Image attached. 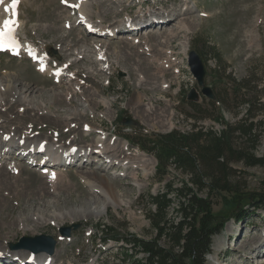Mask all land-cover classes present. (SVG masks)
<instances>
[{
	"label": "rangeland",
	"instance_id": "obj_1",
	"mask_svg": "<svg viewBox=\"0 0 264 264\" xmlns=\"http://www.w3.org/2000/svg\"><path fill=\"white\" fill-rule=\"evenodd\" d=\"M9 1L3 0L2 10ZM63 2L69 3L18 0L15 13L19 20L16 26L19 37L47 53L51 63L67 66L71 81L59 82L47 73L41 74L24 56L0 53V83L7 90L1 92L9 103L0 107V134L2 130H14L17 138H24L26 135H21L20 131L26 127L32 130L30 138L36 142L44 140L66 147H85L103 137L108 145L119 142L127 148L131 168L128 174L125 169L119 173V168L105 171L94 161L84 166L77 161L79 166L57 169L51 175L43 172L44 169H38L43 174L38 172L24 160L13 164L10 160L18 158L14 153L3 159L9 166L7 169L6 165H0V249L7 247L6 255L2 256L4 264L17 262L12 258L14 254L11 255L12 244L21 237L37 235H48L56 241L54 264H143L144 253L121 238L153 239L156 232L148 215L149 195L165 192L166 182H171L175 190L182 187L183 181L188 186L192 184L189 175L173 167L167 169L163 181L155 180V157L136 145H129L124 138L133 140L138 134H165L172 130L189 132L195 120L191 116H205L197 124L218 133L223 125L214 121L213 116L220 107H229L223 111L224 119L237 125L245 118L248 107L242 102L249 97L255 98L252 115L255 120L264 122V0H89L90 18L102 25L119 27L129 15L139 18L147 17L150 11L157 12V19L162 22L152 24L159 28L149 27L151 29L146 31L164 37L158 36L157 42L148 41V46L138 49L139 42H146L144 37L149 34L146 31L135 36L118 35L111 40L88 35L76 24L77 11L68 9ZM186 7L189 8L185 10ZM194 19L196 23L190 27V32L185 35L179 28L172 41L165 43L170 37L167 33L176 30L179 23L185 21L189 26ZM131 39L139 41L135 48L122 45V41ZM183 41L188 42L187 53L180 45ZM99 49L106 59L104 62L97 59ZM191 50L202 60L204 83L212 90V99L202 95L189 70L187 58ZM163 62L170 66L163 67ZM158 65L163 71L155 68ZM148 73H155L158 80L148 79ZM250 79L254 82L246 86L247 91L236 92L239 81ZM162 82L165 88L161 87ZM19 91L26 92V101H16L14 92ZM192 91L195 98L190 100L188 95ZM136 95L141 100L135 104ZM101 97L107 103H103ZM217 97L225 99V104L215 103ZM212 102L216 111L209 109ZM199 106L207 111L195 112L194 108ZM127 120L130 125L124 124ZM84 124L95 131L83 135L81 125ZM98 129L109 134L101 136L96 133ZM257 135L255 156L260 158L264 155V123L257 129ZM93 169L97 177H91ZM132 170L135 180L131 179ZM143 172L147 173V178ZM231 175L237 177H231V181L238 180L245 198H251L252 202L256 194L264 190L261 184L264 166L231 162ZM104 177L114 186L116 203L108 199L110 191ZM198 194L205 195L204 192ZM223 194L215 193L211 199L213 213L226 223L212 238L206 264H264L261 257L264 255V219L260 215L264 208L245 212L242 207L245 198L221 201ZM170 197L172 204L166 210V218L176 222L180 219V197L176 191ZM73 224L79 227L75 230ZM68 226H71L70 237L61 238L59 228ZM160 244L164 245V241L160 240Z\"/></svg>",
	"mask_w": 264,
	"mask_h": 264
},
{
	"label": "trees",
	"instance_id": "obj_2",
	"mask_svg": "<svg viewBox=\"0 0 264 264\" xmlns=\"http://www.w3.org/2000/svg\"><path fill=\"white\" fill-rule=\"evenodd\" d=\"M226 77L228 79V76ZM251 82L254 81L251 79L239 81L236 92L247 91L246 86ZM236 98L237 96L234 100ZM254 99L249 97L242 102L248 108L245 110L244 120H239L237 125H232L224 119L223 111L229 110V107L221 106L218 113L213 116L214 121L223 125L218 133L208 131L197 124L205 116H191L195 119L192 131L142 133L133 137V140L126 138L130 145H136L143 152L155 157V180L163 181L167 169L173 167L189 175L192 184L188 186V183L183 181L182 187L175 190L171 182H166L165 192L149 195L148 215L150 224L156 232L153 239L145 240L134 236L121 238L132 248L144 253L143 264H206L212 238L220 233L226 223L213 213L212 197L215 193H224L221 201H228L244 199L246 196L240 182L231 181V177L235 178V175H231V162H241L246 166H264V155L260 158L255 156L259 143L257 129L261 128L264 122L255 120L251 113L252 108L256 106ZM215 103L225 104V99L217 97ZM215 108L214 102L209 104L210 111H216ZM194 111L207 110L199 106L194 108ZM233 133L236 137H233ZM235 138L243 140L237 142ZM261 184L264 185V180ZM173 191L180 197L178 200L180 219L176 222L168 221L166 218V210L172 204L170 195ZM200 192H204L205 195L200 196L198 194ZM254 198V202L249 197L245 198L246 202L242 204L245 212H255L259 208H264V190H260ZM242 219L240 216L239 220ZM114 238L119 241V238L115 236ZM160 240L164 241V245L160 244Z\"/></svg>",
	"mask_w": 264,
	"mask_h": 264
},
{
	"label": "bare ground",
	"instance_id": "obj_3",
	"mask_svg": "<svg viewBox=\"0 0 264 264\" xmlns=\"http://www.w3.org/2000/svg\"><path fill=\"white\" fill-rule=\"evenodd\" d=\"M62 1H65V0H62ZM128 1H131V0H128ZM135 1H137V0H135ZM10 2H11V0L9 1V3L7 2L6 6H4V10L1 9V3H0V27H2L3 21L5 19L11 18V19H15L17 22H19L17 15L13 16V11L12 10H10L8 12H5V8L6 7L10 8V4H11ZM67 2H69V3H67L68 6L74 7L76 9V11L78 13V16L82 17V21H83V23L85 25L88 22V23L94 25L93 27L103 26L104 30H108L109 32H113L114 31L115 26L102 25V24H99V23L93 24L94 22L90 18L91 17V12H90L89 7H88L89 0H76L75 2L67 0ZM158 2H159V0H158ZM63 4H64V2H63ZM64 5L67 6L66 4H64ZM76 5H78V7ZM188 8L186 7L185 10H187ZM2 14L4 15L3 17H1ZM156 15H157L156 18H158L159 14H156ZM184 15H185L184 19L186 20L187 19V16H186L187 13H185ZM141 19H142V17L138 21H135L133 23L127 22L124 25L120 24L119 27H122V28H120L118 30V33L121 30H123V31L126 30L124 26L132 27V26L137 25L138 23L145 22L144 20H146V19H144V20H141ZM158 22H156V23L159 24ZM76 23H80V22L78 20H76ZM156 23H154V24H156ZM195 23H196L195 19L192 21L191 24H189V26L186 25L185 21L182 22V23H179L176 26V30H171L169 33H167L170 37H168L165 40V43L168 44V43H170L172 41V38L175 37L179 33L178 32L179 28H181V30L186 35L188 32H190L192 30V28H190V27L195 25ZM74 24H75V22H73V25ZM153 27L156 28V29L159 28V26H157V25L153 26ZM147 30H150V28H148ZM144 31H146V29H144L143 32ZM99 32H100V34H98L96 36L104 37L105 39L107 38L108 40H111L110 37L105 36L104 33H102V31H99ZM140 32H141V30L140 31H135V32H130V33H123V35H126V34H129V35H133V34L138 35V34H140L141 35L142 32L141 33ZM146 33H149L147 36L144 37L146 42H142V41L139 42L138 40L131 39V41L130 40L128 42L127 41H122L121 43H122L123 46H133L132 48H135V46L138 45V47L136 48V49H138L141 46H148V41H156L158 36L164 37L161 34H157L155 32H147L146 31ZM115 35H116V38L119 37L118 36L119 34H115ZM120 35H122V34H120ZM136 43H138V44L136 45ZM180 45L182 46L183 52L187 53L188 50H189L188 42L186 43V42L183 41ZM23 49H25L27 51H31V52H28L29 55H31L32 53L37 55L40 59L46 61L47 65L49 66V61H48V58H47L46 55H42L40 52H37L29 44H27L26 46L24 45ZM96 52H97V59L99 61L101 60V62H104L106 59L104 57V54H103L102 50L99 49ZM64 64H66V63H64ZM159 66L160 65H158V67L156 66L155 68L156 69H160ZM162 66L168 68L170 65L167 64L166 62H163ZM162 66H160V67L162 68ZM103 68L106 69L107 68V64ZM62 69L64 71V74L66 73V75H64V76H67V79L65 81L70 82L71 80L69 78H71V77H68L69 72L67 71V66H63ZM160 70L163 71L162 69H160ZM49 72H51V71H49ZM147 75H148V79L155 80V79L158 78L155 73H153V74L152 73H148ZM75 76L76 75H74L72 77V80H74ZM2 85L0 83V107L4 108L5 106H8L9 103L6 101V99L4 97L5 94H2V92L7 91L6 87H3ZM161 85H162L161 86L162 88L166 87L165 82H162ZM75 90H76V88H75ZM14 94L16 95V97H15L16 101H26V92L19 91V93H15L14 92ZM12 97H14V95H12ZM140 100H141L140 96L136 95V98L134 100L135 104L137 102L139 103ZM101 101L103 103H107L104 97H101ZM8 110H9V107L7 108V111ZM0 114H1V112H0ZM1 118L2 117L0 116V119ZM6 120H4L3 122H6ZM81 126H82V128H84V129H82L83 130L82 132H83V135H85V136L92 134L93 130L95 131V129H92L90 126H88L86 124L81 125ZM31 132H32V130H29V128L26 129V127H25L23 130L20 131V133H21V135L25 134L26 136L24 138H22L21 136L19 138H17L18 133L16 131L7 130V132H6V131L2 130L1 135L3 137H5V138H3V137L0 138V159L9 158L12 153H14V154H16L18 156V158L14 157L17 160H19L21 158L23 159L25 157L34 158V159L36 158L37 159L36 164H35L36 168L37 169H42V170L44 169L43 172H47V173H51L52 172L51 168H49V167H54L53 169H58V168L61 169V168H64V167L68 168V167L73 166V165L79 166V165L76 164V161H78V160H80L82 162V166L90 165L94 161L95 162L94 164L98 163V164L101 165L102 168L104 167V169H101V170H105V171L111 169V165L113 164V163H111L112 161L114 163L116 161L119 163V164L116 163L118 168L121 169L119 173H122V170L125 169V172L128 174L129 173L128 169L131 168V166L128 165L129 163H131V160H130V158H128L129 156H127V153H126L127 148L124 145H120L119 142H115L114 145H108L106 143V140H105L106 138L100 137L99 139L97 138L98 140H95L94 142H92L91 144L86 145L85 147H82V146H79V145H69L70 147L67 146L68 147L67 148L66 146L58 145V144L53 143V142L50 143L49 141H44V140L39 141V142L36 143V141L33 138L32 139L30 138V133ZM96 133L101 135V136L104 133L105 134H109V133H106V131H104V129H98L96 131ZM32 136H34V135L32 134ZM41 144L45 145V152L43 153V155L38 154L37 151H36L40 147ZM29 150H31L32 152L31 153L28 152ZM39 156H40V158L38 159ZM139 158H141V157H139ZM141 161L144 163L145 159L142 158ZM33 162L35 163V161H33V159H31L27 163L30 165V163H33ZM10 168H12V167H10ZM149 173H150V171H149ZM130 174H132L131 179L135 180L136 176L133 173V170L130 172ZM51 175H52V173H51ZM90 175H91V177H97L98 175H97L96 169H93V172L90 173ZM113 175L116 176V172ZM143 175H144L145 178H147V173L146 172H143ZM118 176H121V175H118ZM91 177L87 176L86 178L89 179ZM102 179H104V182L109 187L110 198L108 197V199H110L112 202L116 203L117 198H116V195H115L116 191L114 189V186L110 183V181L107 180L106 177H104ZM263 239H264V236H263ZM262 242H264V241H262ZM235 246L237 247L238 244L236 243ZM6 250H7V247H3V250L0 249V256L1 257L6 255V252H7ZM2 251L5 254L4 253L1 254ZM10 251H12L11 252L12 256L14 254L13 257L11 256L12 258H14V260L17 259L16 256L19 258V259L16 260L17 262L13 261L12 264H15V263H18V264H29L28 263L29 259H33V261L38 260V263H40V264H54L53 261H52V258H53L52 256L53 255H48V254H46L44 252H39L36 255H34L33 257H31V253L29 252V250H22V249L12 248ZM21 252L22 253H26V254H18V255L16 254V253H21ZM54 252H55V250H54ZM24 255L25 256L27 255V256L24 257ZM5 257H7V256H5ZM261 257H264V255H261Z\"/></svg>",
	"mask_w": 264,
	"mask_h": 264
},
{
	"label": "water",
	"instance_id": "obj_4",
	"mask_svg": "<svg viewBox=\"0 0 264 264\" xmlns=\"http://www.w3.org/2000/svg\"><path fill=\"white\" fill-rule=\"evenodd\" d=\"M187 64L189 70L195 80L197 81L198 86L201 88V93L205 97L212 99L213 94L210 87L206 86L204 83L205 69L202 63V60L197 52L191 50L188 54ZM195 98V93L192 91L188 95V99L192 100ZM126 125H130V121L127 120L124 122ZM75 230L79 227V224H73L72 226ZM59 234L63 238L70 237L71 226L60 227ZM56 241L53 237L48 235H37L33 237H21L19 241L12 245V248L29 250L32 253L44 252L48 255H53L55 249Z\"/></svg>",
	"mask_w": 264,
	"mask_h": 264
},
{
	"label": "snow or ice",
	"instance_id": "obj_5",
	"mask_svg": "<svg viewBox=\"0 0 264 264\" xmlns=\"http://www.w3.org/2000/svg\"><path fill=\"white\" fill-rule=\"evenodd\" d=\"M67 2V0H65ZM3 3V0H0ZM18 4V0H11L10 8L6 7L5 12L13 11V16L16 15L15 8ZM78 7V5H76ZM18 22L15 19H5L2 27H0V50L11 49L15 50L19 46V41L15 37V27Z\"/></svg>",
	"mask_w": 264,
	"mask_h": 264
}]
</instances>
